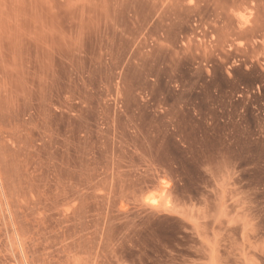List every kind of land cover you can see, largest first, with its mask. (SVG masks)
Segmentation results:
<instances>
[{"label": "rangeland", "instance_id": "obj_1", "mask_svg": "<svg viewBox=\"0 0 264 264\" xmlns=\"http://www.w3.org/2000/svg\"><path fill=\"white\" fill-rule=\"evenodd\" d=\"M0 264H264V0H0Z\"/></svg>", "mask_w": 264, "mask_h": 264}]
</instances>
